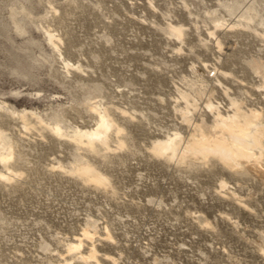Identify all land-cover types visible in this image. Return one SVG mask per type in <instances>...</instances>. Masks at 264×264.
Segmentation results:
<instances>
[{
	"label": "rangeland",
	"instance_id": "1",
	"mask_svg": "<svg viewBox=\"0 0 264 264\" xmlns=\"http://www.w3.org/2000/svg\"><path fill=\"white\" fill-rule=\"evenodd\" d=\"M262 79L264 0H0V264H60L82 229L108 230L103 264H262L264 159L240 175L177 162L187 133L212 131L208 102L264 119ZM103 111L109 150L87 152L74 135ZM174 133L172 158L151 153ZM221 180L253 214L218 197Z\"/></svg>",
	"mask_w": 264,
	"mask_h": 264
},
{
	"label": "bare ground",
	"instance_id": "2",
	"mask_svg": "<svg viewBox=\"0 0 264 264\" xmlns=\"http://www.w3.org/2000/svg\"><path fill=\"white\" fill-rule=\"evenodd\" d=\"M48 37L51 40L53 38V35L51 33H48ZM213 42H215V41H213ZM262 80H264V79H262ZM237 82H234V83H237ZM262 84H264V83H262ZM261 86L262 85H260V87ZM252 89L253 90H256V89H254V86H253ZM262 89H263V87H262ZM257 90H256V92L260 93V98L259 99H263V102H264V91L262 90V92H259ZM221 93L224 94L223 92H221ZM261 94H262V96H261ZM226 97L229 99V105H230V108L228 107L229 105H227L228 108L225 107V108H227V110H225V109L223 111H221L220 109L218 110L217 107L219 105H217V106L215 105L214 106L212 104V102L211 103L208 102L207 106L209 107L210 111L212 112V119H213V125H212L213 128H212V131H211V128H210V129H208L210 132L207 131L206 129H204V130H206L207 132H203L202 130H201L202 132H199L200 130L198 129V131H197L198 133H196L195 130H194L195 132L192 133V134L191 133H187L188 134V136H187L188 138L186 140L187 141V144L184 145V148H182V150L184 149V151H186V152L181 151L182 153L180 154V156L178 155L180 160H177V162L178 161H181V162L186 163L188 165L189 163H191V164L193 163L194 164L195 162H198V161L199 162H202V161L204 162V160H206L207 158L208 159L209 158L210 159L211 158H214L213 161L216 160L221 165L222 170H225L226 172H230V174L231 173L232 174L237 173V174L240 175V174L244 173L245 171H246L245 173H247V169L248 170L250 169L249 167H253V165H255V167L258 166L256 164H258L257 162L259 160H261L260 158H263L264 159V140H263L264 139V119L260 115V114L263 115V113H260V109L258 110L259 111L258 112L257 111V108L256 109L255 108H248V109L246 108L245 110H243L242 109L243 108V106H242L243 104L241 105L242 108H240V106L238 105V103L235 101L236 98L235 99L234 98L232 99L229 96H226ZM263 102H262V104H263ZM191 106H193V105H191ZM246 107H248V106H246ZM261 107H262V105H261ZM190 108H192V107H190ZM193 109H194V107H193ZM221 109H222V107H221ZM179 110H181V109H179ZM183 110H185V109H182V112H184ZM185 111H187V110H185ZM197 113H198V111H197ZM180 114H181V112H180ZM96 116H97L98 120L95 123V125H94L93 128H91L90 130H80V129L77 130V131L75 130L76 131V133L74 135V137H76L75 140H77V142L79 144L82 143L81 145L85 146L84 148L86 149L87 152H93V150L96 147H100L102 149L109 150L108 149L109 147L107 145L108 130L113 125V122L111 121V119H110V117H109V115H108V113L106 111L96 112ZM205 117H207V116L205 115ZM184 119H189V118L188 117H186V118L184 117ZM190 120H192V118H190ZM203 120H205V118ZM203 120H202V122H203ZM200 121H198V122H200ZM200 124H201V126H198L197 128L200 127V129H201V127H203L206 123L205 124L204 123L203 124L200 123ZM192 126H194V125H192ZM195 126H197V125H195ZM193 128H196V127H193ZM55 129L57 130V128H55ZM184 130H187V129H184ZM119 131H120V129L118 127H115V132L118 133ZM189 134H190V136H189ZM179 135H177L176 133H174V134H172V136H167L165 139H162V140H156V138H155L154 141H153V143L150 145V148H151L150 151H151V153L153 152V155L155 154V156H158V157L159 156H162V157L165 156L166 159L167 158L168 159L172 158V156L176 152V149H177V146H178L177 144L179 142V138H178ZM177 138H178V140H177ZM180 138H181V136H180ZM77 142H76V144H77ZM119 143L121 144L120 140H119ZM149 155L151 156V154H149ZM155 156H154V158H155ZM158 159H160V158H158ZM176 159H178V158H176ZM6 160H7V157L2 156L0 154V163L1 162L4 163ZM164 161H166V160H164ZM207 163H209V162H207ZM210 163H212V161ZM210 165H212V164H210ZM258 171L260 172V170H257V172ZM75 172L78 175L82 176L83 179L86 182H88L92 186L94 185L95 187H100V186L102 187L103 185H106V182H108V181H106V177L105 176H103L98 170H96L94 167L90 166L89 164H83V165L78 166L75 169ZM254 173L255 172H253L252 174L254 175ZM10 174L11 173L8 172V175H10ZM8 175L5 176V175H3V174L0 173V176L1 177L2 176L8 177ZM243 175H242V177H243ZM244 176H246V175H244ZM235 179L236 178L234 177L233 180H232L233 183H234V180ZM218 185H219L218 187H220L222 189V187L224 185L225 186L227 185V182L225 184V180L224 181L221 180ZM234 185H236V181H235ZM226 188H228V186L224 187V189H226ZM221 189H220V191H221ZM228 189H230V188H228ZM218 190L216 191L217 193L220 192ZM221 192H223V191H221ZM221 192L218 193V197H221L222 196V197L227 198V200H229L231 202V204H234V206L236 207V209L238 208L239 211L244 212V214H246L247 216H250V214H253L252 212H249L250 210L248 211V209L246 207V203H244V200H246V198L243 199L244 196L243 195H240L241 193L240 194L238 193L240 196L239 195H236L231 189L230 190H226L224 193H221ZM241 196H243V198ZM224 202H226V201H224ZM226 204H228V203H226ZM224 213L223 212L218 213V218H220V220L222 222H226L227 225H228L229 219L226 217V215ZM187 220H188V218H187ZM229 224H230V222H229ZM241 228H243V227L241 226ZM100 230H101V228H100ZM105 230L106 229L101 230L98 234H95L92 231L90 232L87 229H82V232H80V233H77L76 232L77 234H75L74 236H72L69 239L68 244H67V247L65 249L66 254L64 255V257L62 256L63 259H62V263H60V264H69L68 259L69 258H72V257L77 258L78 260H80V262L81 261H83V262H87L88 261L90 264H103V263H107V260L108 259L110 260L111 257L109 255H107V253H103V251L102 252L100 251L101 253L99 254L98 253L99 251L96 250L97 247L95 248L96 245L94 244V242H96V241L107 242L110 234L107 232L108 230L107 231H105ZM81 244H84L85 245V247L83 249L82 248L79 249V246H81ZM261 248H259L257 251H254V252H258L256 254H257L258 257L259 256L261 257V259H260L261 260V263L264 264V250H263V248L262 249ZM71 251H74V253L71 254L70 253Z\"/></svg>",
	"mask_w": 264,
	"mask_h": 264
}]
</instances>
